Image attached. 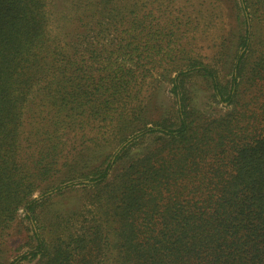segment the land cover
<instances>
[{
  "label": "trees",
  "instance_id": "16d2710c",
  "mask_svg": "<svg viewBox=\"0 0 264 264\" xmlns=\"http://www.w3.org/2000/svg\"><path fill=\"white\" fill-rule=\"evenodd\" d=\"M153 1L0 0V264H264V0Z\"/></svg>",
  "mask_w": 264,
  "mask_h": 264
},
{
  "label": "rangeland",
  "instance_id": "374dc122",
  "mask_svg": "<svg viewBox=\"0 0 264 264\" xmlns=\"http://www.w3.org/2000/svg\"><path fill=\"white\" fill-rule=\"evenodd\" d=\"M147 5L149 6L147 10L150 12L152 24L155 25L165 24L170 20V7L171 9H175L178 6H184V10L190 14L189 16L193 24L189 27L191 30L185 32L184 36L189 38L187 41L190 42L189 46L193 53H201L202 55L211 57L213 52L218 49L216 46L220 41V37L225 36V32H227V27H224L223 23H226L229 19L226 17V11L221 8H214L210 11V7L206 4L196 5V3H192L191 1L187 0H177L176 2L174 1L172 3L164 2L163 0H155L152 3L148 2ZM262 14L260 15L262 23L258 24V34L260 31L261 33H264V14ZM223 28H225V30ZM165 89L168 91L169 86L166 85ZM164 92L165 96L168 97L169 92ZM216 107L217 109L221 108L219 105ZM16 238L17 235L12 238L9 237L7 239L6 245L13 246L18 244Z\"/></svg>",
  "mask_w": 264,
  "mask_h": 264
}]
</instances>
